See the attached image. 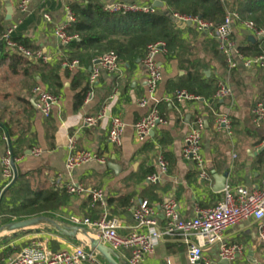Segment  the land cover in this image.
<instances>
[{
	"label": "crops",
	"instance_id": "1",
	"mask_svg": "<svg viewBox=\"0 0 264 264\" xmlns=\"http://www.w3.org/2000/svg\"><path fill=\"white\" fill-rule=\"evenodd\" d=\"M11 1L14 12L8 21L5 1L0 0L3 31L12 28V37L17 42L26 43L33 51H42L49 61L13 63L5 56L8 52L6 45L0 52V187L3 184L2 158L10 138L11 147L14 146L18 154V171L29 173L28 179L34 188L54 186L64 192L60 194V205L45 217L61 227H78L71 223L72 216L90 218L94 222L101 219L102 207L93 206L87 196H72L62 188L68 182H78L105 191L109 216L118 220V233L125 237L135 227L133 208L139 201L159 207L166 200L174 199L181 215L187 218L194 217L198 208L217 205L224 198V190H213L212 171L220 175L228 172L227 187L230 190L240 186L256 189L262 184L264 123L260 127L254 124L252 109L258 101L264 102V70L247 68L242 63L229 70L214 36L192 25H179V46L172 51L168 48L167 53L158 57L162 80L156 95L164 123L140 142L134 125L152 107L151 102L141 105V101L148 97L143 59L134 63L121 61L117 73L103 71L91 87L89 77L94 60L89 65L80 63L77 69L68 68L65 62L71 61L73 54H69V48L56 36V29L68 21L67 8L71 9L70 3L74 0H31L25 14L18 9L20 0ZM98 1L103 5L118 1L154 5L156 0ZM165 8L164 3L159 9ZM46 15L51 21L46 20ZM232 28L233 40L239 50L257 46L264 52V30L257 35L239 21ZM246 55L253 56L249 52ZM194 64L203 68L212 85L205 90L204 97L177 102L172 98L184 85L187 69ZM58 66H61L60 80L55 84L49 76ZM76 80L80 85L73 87ZM220 80L232 88L230 97L218 99L215 96ZM86 85H90L92 98L87 102L85 98L77 107L76 95ZM37 86L59 98L49 117L43 116L37 107L33 93ZM102 112L105 116L96 126L83 125L86 116H97ZM221 114L230 118V132L217 127V118ZM113 117H120L126 125L121 145L112 144L108 138ZM198 117L205 121L202 146L209 174L207 179L201 178L196 164L183 156L185 137ZM5 124L12 130V135ZM71 138L75 141L76 151H94L107 158V164L90 162L68 170L66 161ZM35 149L41 150L42 154H33ZM161 159L168 165L165 173L159 166ZM110 163L118 166L117 170L110 168ZM153 174L160 176L158 182L149 181L148 177ZM7 201H11V193L6 195L4 204ZM160 218L163 220L162 216ZM97 235L96 228L82 226L75 236H70L49 222L15 232L3 230L0 231V264L17 256L33 240L43 241L54 252L80 246L90 250L91 240L97 239ZM224 242L241 246L234 262L225 263L220 259L221 244L217 243L204 250V261L199 264H205V261L213 264H264V241L258 236L255 220L244 221L227 230ZM115 253L119 264H128L130 249L123 248ZM86 264L108 263L99 255L97 262L88 261ZM143 264H189L188 246L181 237L165 239Z\"/></svg>",
	"mask_w": 264,
	"mask_h": 264
},
{
	"label": "built area",
	"instance_id": "2",
	"mask_svg": "<svg viewBox=\"0 0 264 264\" xmlns=\"http://www.w3.org/2000/svg\"><path fill=\"white\" fill-rule=\"evenodd\" d=\"M31 0H20L18 9L21 13L28 12ZM154 5L131 3V2H113L104 5V10L108 13H154ZM68 21L56 29V36L62 45H68L77 38V35H69L67 30L74 21V13L67 8ZM46 20L51 21L49 15ZM175 22L183 25L191 23L200 31H206L214 36L219 44V49L226 58L229 70L238 67L242 63L247 68H257L264 70V53L254 56H247L239 50L233 40V24L237 21L252 31L260 35L262 30L258 29L251 20H242L238 12L228 10L225 20L220 25H214L212 22L205 21L197 16L174 13ZM12 28L0 31V40L6 47L15 53L23 55L25 58L47 63L49 61L42 51H33L24 44L17 42L12 37ZM168 47L165 41H158L147 46L142 63L147 72L148 97L141 101L142 106L152 103L150 111L134 125L135 135L138 141H145L151 131L158 125L164 123V119L158 109L159 100L157 99V90L162 80V68L158 62V57L165 54ZM70 69H77L80 61L73 58L65 62ZM121 60L114 51L103 53L93 64L92 72L89 77L91 87L96 83L103 71L117 73L120 69ZM232 88L224 80L217 84L215 96L218 99H225L232 95ZM37 98V107L43 116L49 117L53 107L58 103V96L44 90L40 86L33 89ZM92 98V90L86 96V102ZM177 102L182 100L199 99V97L178 91L172 98ZM170 101V98H166ZM253 121L257 127L264 123V102L258 101L252 109ZM105 116L102 112L97 116H86L83 120L85 127H94L99 120ZM125 123L120 117H113L109 131V141L114 145H121L125 130ZM217 127L232 129V122L226 115H218ZM205 130V121L198 117L192 123L191 129L185 137L183 146V156L196 164L200 170V176L203 179L209 178L205 168V160L202 146V136ZM33 154L39 156L41 150L35 149ZM12 149L7 148L3 158V184L0 187V203L3 200L5 192L8 190L15 179V171ZM98 162L106 165L107 158L91 150H75V141L69 140V155L66 161L68 170H73L81 165ZM159 166L162 173L167 171V162L159 160ZM149 181L155 183L160 180V176L153 174L148 177ZM62 188L72 196H87L93 206L103 208V214L99 221L94 222L90 218L72 216V224L82 227L88 226L98 230L97 239L103 244L108 245L117 251L123 248L131 250V256L128 264H143L146 257L152 254L159 243L165 239L181 237L188 246L189 264H199L204 261V250L209 246L220 243V259L234 262L241 246L227 244L224 242V235L232 227H235L247 220H255L258 224V236L264 241V180L256 189H248L240 186L235 190H230L227 186L224 189V198L217 205L209 208H198L194 217H183L179 212V206L176 200L168 199L159 207L150 205L147 201H139L133 208L135 227L128 236H121L118 233L119 222L115 218H110L107 209V195L103 189L88 188L78 182H68ZM162 216L163 220H161ZM99 253L94 250H86L85 247H77L73 250H62L54 252L49 250L43 241H31L17 256L11 258L4 264H86L88 261L97 262ZM205 264H213L205 261Z\"/></svg>",
	"mask_w": 264,
	"mask_h": 264
},
{
	"label": "trees",
	"instance_id": "3",
	"mask_svg": "<svg viewBox=\"0 0 264 264\" xmlns=\"http://www.w3.org/2000/svg\"><path fill=\"white\" fill-rule=\"evenodd\" d=\"M160 1L165 3L166 8H157L154 13L113 14L106 12L104 5L98 0H74L70 6L75 19L67 32L72 36L77 35V38L65 47L69 48V54H73L72 58L79 59L82 65H89L93 60L95 62L103 53L109 51L116 52L121 61L134 63L138 59H143L146 48L151 43L165 41L170 51L179 46L178 31L181 24L175 22L174 13L197 16L214 25H220L225 20L227 11L231 10L238 12L242 20L249 19L258 29L264 30V0ZM0 31H3L2 26ZM22 44L26 45L24 42ZM241 51L244 54L249 52L253 56L264 53L257 46L250 49L241 48ZM5 56L13 63L24 61L32 64V61H35L9 49ZM60 68L61 66L52 69L49 76L55 84L60 80ZM78 85L80 83L76 80L73 87ZM211 85V79L206 78L203 68L194 64L187 69L186 80L180 90L184 89L187 93L201 98ZM89 90L90 85H86L77 93V107L84 103ZM4 127L12 135L8 124ZM11 149L16 159L18 155L16 148L13 146ZM28 177L29 173L19 171L16 182L5 192L0 203V229L13 221L48 216L50 211L60 205V194L64 193L63 190L60 191L54 186L34 188ZM8 193H11V201L4 204Z\"/></svg>",
	"mask_w": 264,
	"mask_h": 264
},
{
	"label": "water",
	"instance_id": "4",
	"mask_svg": "<svg viewBox=\"0 0 264 264\" xmlns=\"http://www.w3.org/2000/svg\"><path fill=\"white\" fill-rule=\"evenodd\" d=\"M4 1H5L6 11H7L6 19L8 21H10L12 19V15L14 12L13 4H12L11 0H4ZM154 6L157 8H163L164 3L160 0H156L154 2ZM188 25H191V23H188ZM3 47H4V43L0 40V52H2ZM206 74L209 75V72L207 71ZM151 133H153V132L151 131ZM8 140H9L8 141L9 147L12 148L10 138ZM109 167L112 168L113 170H117V168H118V166H116L114 163H110ZM13 168L15 171V179H14L12 185L16 182V180L19 176L18 167H17V164L15 163V161H13ZM212 174H213V178L215 181L214 186H213V190L215 192L223 191L227 186L228 172H225L224 174L220 175V174H217L215 171H212ZM10 187H8V189ZM46 222L54 224L58 230L66 233L70 236H75L76 233L79 231V227H75V226H73V227H61V226L57 225L54 221L50 220L49 218H47L45 216H39V217L28 218V219L12 222V223H9V224L3 226L0 229V231L8 230L11 232H15L18 230H23V229H27L30 227H34V226H37V225H40V224H43ZM91 248L96 250L107 261L108 264H119L118 261L115 259V256H116L115 250H113L111 247L103 244L99 239H92L91 240ZM224 262L228 263L226 260Z\"/></svg>",
	"mask_w": 264,
	"mask_h": 264
},
{
	"label": "rangeland",
	"instance_id": "5",
	"mask_svg": "<svg viewBox=\"0 0 264 264\" xmlns=\"http://www.w3.org/2000/svg\"><path fill=\"white\" fill-rule=\"evenodd\" d=\"M21 232V231H20ZM0 240H2V238H0Z\"/></svg>",
	"mask_w": 264,
	"mask_h": 264
}]
</instances>
